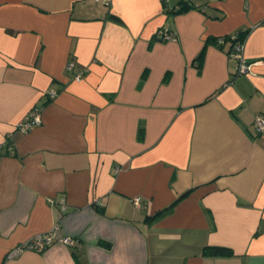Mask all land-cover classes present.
I'll return each instance as SVG.
<instances>
[{"label": "crops", "instance_id": "0c3cea01", "mask_svg": "<svg viewBox=\"0 0 264 264\" xmlns=\"http://www.w3.org/2000/svg\"><path fill=\"white\" fill-rule=\"evenodd\" d=\"M179 2L0 0V264H264V0ZM55 224L75 247L8 256Z\"/></svg>", "mask_w": 264, "mask_h": 264}, {"label": "built area", "instance_id": "2783aa9c", "mask_svg": "<svg viewBox=\"0 0 264 264\" xmlns=\"http://www.w3.org/2000/svg\"><path fill=\"white\" fill-rule=\"evenodd\" d=\"M95 1H104L106 3L109 0H95ZM165 1V0H164ZM183 4L190 6L192 5V0H182ZM247 28H241L235 32H232L228 35H221L217 36L215 39V43L217 45H224L225 43H229L230 50H228V55L237 62V73H246L250 70L251 63L248 62L245 57L243 56V48H244V38H239L241 32L246 31ZM249 30V29H248ZM157 36L162 40H173L174 34L171 31L166 29H159L157 31ZM73 68V63L69 62L66 65L67 70H71ZM83 73L78 72L74 75V78L79 80L82 78ZM48 97L52 98L56 95V90H50L47 92ZM42 116H41V108L39 106H34L31 108L26 115L17 123L15 130L19 133H26L32 127L39 125L41 123ZM253 127L254 129L261 133L264 131V114L257 113L253 118ZM49 204L51 205H58L60 209H65L66 202L65 199L62 197L58 201L54 198L49 197L48 199ZM134 204L140 205L141 198L135 197L133 200ZM53 243H62L70 247H75L77 245V239L70 235H65L62 233L59 224H55L51 229L48 231L38 233L28 239L27 241L16 245L12 248L8 256H16L21 254L24 251H42L47 246Z\"/></svg>", "mask_w": 264, "mask_h": 264}, {"label": "trees", "instance_id": "16d2710c", "mask_svg": "<svg viewBox=\"0 0 264 264\" xmlns=\"http://www.w3.org/2000/svg\"><path fill=\"white\" fill-rule=\"evenodd\" d=\"M192 5L190 6H187L185 4H183L182 0H180V2L175 5L171 11L173 13H179V12H183L189 8H191ZM246 31L244 32H241L240 35H239V38H244L245 35L247 34L248 32V28L245 29ZM215 39L216 37L212 38V41L213 43H215ZM216 44V43H215ZM217 45V44H216ZM230 45V44H229ZM217 46H223V45H217ZM231 46V45H230ZM203 54H204V50L202 49L200 51V53L197 55V57L195 58V64L197 66H200L201 65V62H202V59H203ZM98 210L101 212L102 210L100 208H98ZM162 211H158L156 212L154 215H152V217H155L157 215H159ZM99 243H103L102 241H100ZM203 254L204 255H224V256H229L232 254V251L228 248H225V247H217V246H208V247H205L203 249Z\"/></svg>", "mask_w": 264, "mask_h": 264}]
</instances>
